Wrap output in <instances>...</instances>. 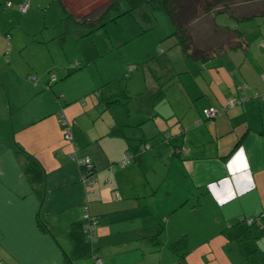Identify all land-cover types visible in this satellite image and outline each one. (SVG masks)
Segmentation results:
<instances>
[{
  "label": "crops",
  "instance_id": "0c3cea01",
  "mask_svg": "<svg viewBox=\"0 0 264 264\" xmlns=\"http://www.w3.org/2000/svg\"><path fill=\"white\" fill-rule=\"evenodd\" d=\"M50 1L0 0V264H264V16L255 2L229 11L234 22H261L251 38L210 19L224 64L206 72V85L178 78L166 117L154 109L166 97L160 84L130 106L127 76L123 105L105 107L96 92L112 80L92 84L94 101L88 90L67 97L72 71L53 54L65 58L66 34L77 31L48 24L45 11L42 26L26 27ZM237 97L245 100L225 107ZM208 107L217 115L204 120ZM98 108L110 116L96 125ZM124 153L131 159L120 167ZM78 159L89 160L93 185L81 182Z\"/></svg>",
  "mask_w": 264,
  "mask_h": 264
},
{
  "label": "rangeland",
  "instance_id": "374dc122",
  "mask_svg": "<svg viewBox=\"0 0 264 264\" xmlns=\"http://www.w3.org/2000/svg\"><path fill=\"white\" fill-rule=\"evenodd\" d=\"M73 1L78 2V0ZM103 1L106 0H97L96 2L100 5ZM213 4H215L213 6L215 7L217 3L211 2L210 5L212 6ZM217 5L219 9L222 8L221 5ZM255 5L256 9H263L264 1L257 0L255 1ZM124 9L125 6L122 4L120 10L122 11ZM40 11L41 14L36 15L32 19L33 22H31L30 26H26L25 24L26 27L31 28L35 25L42 26L44 20L41 15H43L44 11L48 24L52 20L58 22L61 18V10L56 1H50L47 9ZM17 12L22 14L19 10ZM209 16L201 17V20H199L192 30V33L196 36H191V42L202 47L201 50H209L211 44L216 43V40L219 38L210 25ZM258 19L261 20L260 18ZM215 20L217 23H224L230 29L240 26L243 28V34L246 38L256 36L262 30L260 29V32H258V28H260L258 25H261V22L256 19L237 24L227 15L219 14L215 17ZM77 33H65L67 35L65 38L70 36L72 39L64 48L65 58H63L64 55L58 54L57 52L53 54V58L58 63H62L64 60L63 63L68 64V69L72 71L62 84L67 97L74 96L76 92L84 93L88 90V94L84 96V99H87V101L92 99L91 101H94L95 96L93 95V90L96 87L92 85L93 83L99 84L100 79L107 82L121 76H127V91L130 98H132L129 103L130 106L132 105L133 107L136 101L139 98L141 99L142 92H151L155 85L160 84L162 91L166 92V97H159L158 100H155L154 109L160 115L164 114L166 117L170 116L168 111L170 107L166 101L168 98L169 100L171 99L170 95L173 89L177 84H180L178 78L181 77L189 84H194L199 81L205 84L204 76L206 72H213L216 69H220L218 68L219 64H224L225 61L223 59V52L217 53V58L206 63L209 65L205 71H202L204 68L202 69L201 65L204 63L197 62L193 64L190 60L183 59L180 46L177 44L176 37L172 34L165 15L160 11H151L145 5L132 10L130 13L119 16L114 22L105 24L102 28L87 36H82V33L78 35ZM215 45L212 44V46ZM97 54L101 57L96 58ZM232 56L233 58L235 57L234 54ZM6 58L7 56L5 55L4 60ZM80 58H84L86 65H78L77 62H79L78 60ZM50 74L53 73H44V76L49 77ZM97 110L101 111L102 108H98ZM78 114L82 119L83 117H89L88 112H82V110L78 111ZM97 114L99 113L96 111L94 116ZM100 116L102 117H98L93 121L96 125L102 121L103 117L106 119L110 116V110L103 109L100 112ZM89 121L91 122L92 120L90 119ZM165 135L168 134H163V136ZM151 140L148 142H151Z\"/></svg>",
  "mask_w": 264,
  "mask_h": 264
},
{
  "label": "trees",
  "instance_id": "16d2710c",
  "mask_svg": "<svg viewBox=\"0 0 264 264\" xmlns=\"http://www.w3.org/2000/svg\"><path fill=\"white\" fill-rule=\"evenodd\" d=\"M56 1L58 2L61 10L60 22L64 24L66 31H77L78 33H82V31H84L82 33V36H87L91 34L95 30L102 28L105 24L109 22H114L119 16L130 13L132 10L139 8L142 5L147 6L151 11H160L165 15L172 29V34L176 37L177 44L180 46L182 57L190 58L195 62L199 61L201 63H204L211 59L214 54L218 53L220 50H223L225 46L223 44H225V42L222 44L223 47H210L209 50H201L202 47L197 46L195 43L191 42V36H196L192 33V30L195 26L192 24L193 21H199L201 20V17H207V15H210L209 20L211 19V22L214 24V26H216L213 18H215L217 15L225 14L229 17V11L232 6L241 5L243 3L255 2L257 0H106L103 1V3L100 2V5L96 2L97 0H78V2L73 0ZM211 2L221 5L222 8L219 9L217 4L215 7H213L215 4L211 6ZM122 4L125 6V9L121 11L120 7ZM258 11L263 15L264 8ZM145 18L147 17L145 16ZM245 18L247 17L243 16L240 18L233 19L237 24H239L242 23ZM219 28H222L226 30L227 33L231 34L240 33V29L236 27L234 29H227L226 27ZM235 43L236 42H233L230 45H226V48H232ZM193 45H195L196 47ZM126 80V76H121L102 85L96 90V92L100 94V97L102 98L105 107L114 104L123 105L125 104L126 100L129 99L126 95L125 90ZM244 100L245 99L241 97H237L229 101H233L232 106H234L240 105L241 102ZM225 107H229L227 103ZM202 111L201 116L204 120L213 119L217 115V111L215 110L216 114L213 118L205 119L202 115ZM195 122L196 121H194V125L196 126ZM138 149L140 150L142 149V147L139 146ZM181 152H183V150ZM181 152L175 151L174 148L172 149V153L174 156L179 157V154H181ZM128 155L130 162L131 155ZM182 245L183 241L181 239L171 244V248L176 251Z\"/></svg>",
  "mask_w": 264,
  "mask_h": 264
},
{
  "label": "built area",
  "instance_id": "2783aa9c",
  "mask_svg": "<svg viewBox=\"0 0 264 264\" xmlns=\"http://www.w3.org/2000/svg\"><path fill=\"white\" fill-rule=\"evenodd\" d=\"M5 7L8 8L9 7V3H5ZM27 8V4L26 3H22L19 7L18 10L20 12H23L25 9ZM55 80V76L53 74L49 75V81L52 82ZM262 97L264 98V95H262ZM227 105L229 107H231L233 105V101H228ZM216 114V111L212 108V107H208L206 109H204L202 111V115L204 116L205 119H210L213 118ZM200 123V121H196L195 124L198 125ZM64 139H69V135L68 134H64ZM147 147L142 148V150L146 149ZM71 158L73 159V154L70 155ZM129 164V155L128 154H124L122 156V159L119 163L120 167L126 166ZM77 165L79 166V168L81 170H83V176L81 177V182L85 185V186H91L93 185L94 181H95V177L93 174V171L91 169V164L89 162L88 159H78L77 160ZM246 224H250V220L246 221ZM94 225H95V219L91 218V217H86V223L83 227L84 229V235L85 238L87 240H89L90 242L95 240V234H94ZM95 264H100L99 260H95Z\"/></svg>",
  "mask_w": 264,
  "mask_h": 264
},
{
  "label": "water",
  "instance_id": "95a60500",
  "mask_svg": "<svg viewBox=\"0 0 264 264\" xmlns=\"http://www.w3.org/2000/svg\"><path fill=\"white\" fill-rule=\"evenodd\" d=\"M246 225H249V224H246Z\"/></svg>",
  "mask_w": 264,
  "mask_h": 264
}]
</instances>
